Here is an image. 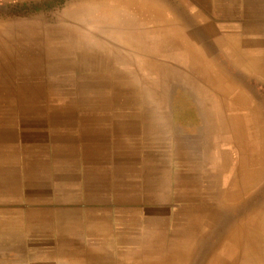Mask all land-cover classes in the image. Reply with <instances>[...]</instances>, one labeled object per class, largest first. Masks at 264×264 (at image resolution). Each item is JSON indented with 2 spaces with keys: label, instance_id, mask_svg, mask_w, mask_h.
<instances>
[{
  "label": "crops",
  "instance_id": "obj_1",
  "mask_svg": "<svg viewBox=\"0 0 264 264\" xmlns=\"http://www.w3.org/2000/svg\"><path fill=\"white\" fill-rule=\"evenodd\" d=\"M106 5L118 69L72 96L18 92L29 55L0 53V262L220 264L246 227L264 259V0Z\"/></svg>",
  "mask_w": 264,
  "mask_h": 264
},
{
  "label": "rangeland",
  "instance_id": "obj_2",
  "mask_svg": "<svg viewBox=\"0 0 264 264\" xmlns=\"http://www.w3.org/2000/svg\"><path fill=\"white\" fill-rule=\"evenodd\" d=\"M106 2L107 0H11L0 4V53L20 52L30 58L27 66L32 71V80L21 81L16 87L18 92L30 94L36 100H46V97L53 100L60 95L72 96L79 65L86 70L92 66L104 71L111 62L113 69H118L116 56H106L103 53L105 49H111V40L108 41L103 36L104 29L111 26L110 22L103 21L111 15V8ZM122 10V19L128 21V31L136 33L138 19L135 9L126 6ZM89 14H93V18ZM184 105V102L177 103V113L191 115L179 109ZM33 107L35 109L37 106L34 104ZM232 219L233 215L226 213V235L230 234L228 229ZM245 231L248 236L249 227L239 229L237 235L240 233V237ZM239 237L236 246L232 245L235 235L229 237L217 257L218 263L240 264V246L244 239ZM213 247L210 246L209 255L214 251ZM0 264L11 263L2 258Z\"/></svg>",
  "mask_w": 264,
  "mask_h": 264
},
{
  "label": "bare ground",
  "instance_id": "obj_3",
  "mask_svg": "<svg viewBox=\"0 0 264 264\" xmlns=\"http://www.w3.org/2000/svg\"><path fill=\"white\" fill-rule=\"evenodd\" d=\"M253 247H254L253 243L251 244L250 240L246 242V245L243 247V250H242L240 264H264L263 257L258 254H255Z\"/></svg>",
  "mask_w": 264,
  "mask_h": 264
}]
</instances>
